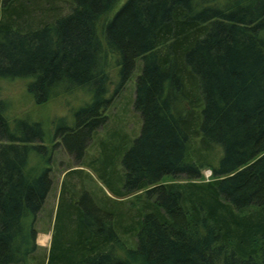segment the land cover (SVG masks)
Segmentation results:
<instances>
[{"label": "trees", "instance_id": "1", "mask_svg": "<svg viewBox=\"0 0 264 264\" xmlns=\"http://www.w3.org/2000/svg\"><path fill=\"white\" fill-rule=\"evenodd\" d=\"M118 3L0 0V81L30 79L38 104L86 91L55 146L86 160L114 197L145 192L125 227L111 198L65 186L74 171H64L45 264H264V0ZM134 74L138 135L121 131L123 149L100 142L87 158ZM5 111L0 95V264H35L34 224L58 179L42 126ZM33 154L47 160L40 172L28 169ZM205 168L211 180L196 182ZM167 176L189 182L161 184Z\"/></svg>", "mask_w": 264, "mask_h": 264}, {"label": "rangeland", "instance_id": "2", "mask_svg": "<svg viewBox=\"0 0 264 264\" xmlns=\"http://www.w3.org/2000/svg\"><path fill=\"white\" fill-rule=\"evenodd\" d=\"M124 2L119 0L116 4L117 8ZM105 65L106 75L110 78L111 83L108 84V95L114 92L117 83L116 69L113 66V59L110 55H105L103 60ZM136 74L125 84L122 91L113 98L112 105L105 112L107 115V128L98 129V137L93 141L86 150L87 158L98 156L99 143H103L106 147L124 148L123 132L131 137L138 135L141 121L139 115L134 111L132 100L134 98V83ZM30 79L2 80L0 81V95L6 107V117L10 121L24 120L30 123H39L45 132V142L43 145L47 147V155L52 158L53 171L58 179L53 183V187L49 192L42 210L38 214L34 229L40 233L38 240L36 239L37 251L34 254L35 264H45L48 256V251L51 243V236L55 224V216L57 211L58 197L56 191L61 186L63 181L64 171L70 169L74 173L67 176L65 186H84V191L94 201H107L112 199L114 207L119 214L123 216L122 225L127 227L131 221H137L142 212V204L145 200V192L133 193L124 198H116L111 195L107 186L99 179L97 173L84 160L82 164H77L72 157L67 155L60 145L55 146L59 142L54 137V130L62 125H68L71 120L74 121L73 113L90 99L89 94L81 89L72 90L70 92L59 91L54 97L43 104H38L28 92V84ZM63 120L62 122H59ZM123 131V132H121ZM117 132L120 137L114 138L112 135ZM96 158V157H95ZM51 165V166H52ZM47 166L46 158H41L38 155H31L28 162V169L31 171L40 172ZM211 180V171L207 168L201 172L199 183L208 182ZM184 178L175 179L165 177L161 184H184L188 183ZM82 192L79 193V198ZM108 206L107 203H105ZM110 205V203H109ZM102 214V213H101ZM98 217H102L99 214ZM70 224V223H69ZM68 224V225H69ZM68 225H66L68 227ZM124 240L127 239L130 245L134 243L132 236H121Z\"/></svg>", "mask_w": 264, "mask_h": 264}, {"label": "crops", "instance_id": "3", "mask_svg": "<svg viewBox=\"0 0 264 264\" xmlns=\"http://www.w3.org/2000/svg\"><path fill=\"white\" fill-rule=\"evenodd\" d=\"M40 235V233L39 232H37V237H36V239L38 240V236Z\"/></svg>", "mask_w": 264, "mask_h": 264}]
</instances>
